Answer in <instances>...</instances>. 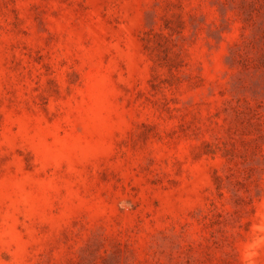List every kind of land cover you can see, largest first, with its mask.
I'll list each match as a JSON object with an SVG mask.
<instances>
[{"label": "rangeland", "instance_id": "1", "mask_svg": "<svg viewBox=\"0 0 264 264\" xmlns=\"http://www.w3.org/2000/svg\"><path fill=\"white\" fill-rule=\"evenodd\" d=\"M0 264H264V0H0Z\"/></svg>", "mask_w": 264, "mask_h": 264}]
</instances>
